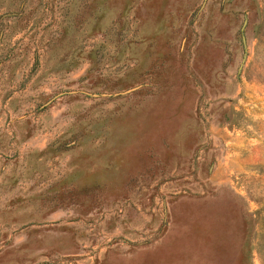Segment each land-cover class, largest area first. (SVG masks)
I'll use <instances>...</instances> for the list:
<instances>
[{
	"label": "rangeland",
	"instance_id": "1",
	"mask_svg": "<svg viewBox=\"0 0 264 264\" xmlns=\"http://www.w3.org/2000/svg\"><path fill=\"white\" fill-rule=\"evenodd\" d=\"M0 264H264V0H0Z\"/></svg>",
	"mask_w": 264,
	"mask_h": 264
}]
</instances>
